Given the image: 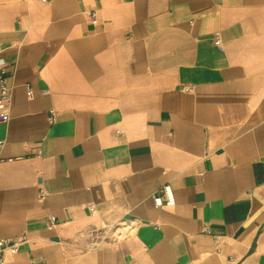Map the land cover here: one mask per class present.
I'll list each match as a JSON object with an SVG mask.
<instances>
[{
	"label": "crops",
	"instance_id": "0c3cea01",
	"mask_svg": "<svg viewBox=\"0 0 264 264\" xmlns=\"http://www.w3.org/2000/svg\"><path fill=\"white\" fill-rule=\"evenodd\" d=\"M0 73L4 264H264V0H0Z\"/></svg>",
	"mask_w": 264,
	"mask_h": 264
},
{
	"label": "built area",
	"instance_id": "2783aa9c",
	"mask_svg": "<svg viewBox=\"0 0 264 264\" xmlns=\"http://www.w3.org/2000/svg\"><path fill=\"white\" fill-rule=\"evenodd\" d=\"M10 96V87L6 84L5 78L2 73H0V102L7 101ZM9 119L7 113L0 112V121H7ZM53 118L51 117L50 120ZM1 146V143H0ZM44 193L42 190L39 191V197H43ZM153 202L155 205H168L172 206L175 203V198L172 192V189L168 183L162 185L160 188L159 194L153 197ZM87 210L92 212L95 210V205L93 203H89L87 206ZM53 220V217L50 218ZM157 226V225H155ZM27 241L26 236L24 234L15 236L10 239H0V264L5 263L6 255L15 254L18 252L20 246ZM29 264H34L32 260Z\"/></svg>",
	"mask_w": 264,
	"mask_h": 264
}]
</instances>
